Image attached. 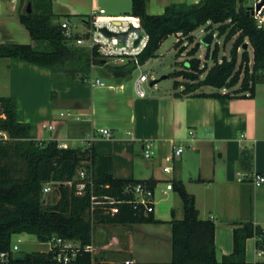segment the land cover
Segmentation results:
<instances>
[{"label":"trees","instance_id":"16d2710c","mask_svg":"<svg viewBox=\"0 0 264 264\" xmlns=\"http://www.w3.org/2000/svg\"><path fill=\"white\" fill-rule=\"evenodd\" d=\"M149 0H132L131 15L140 18L148 35V43L140 61L155 57L162 43L177 35L175 47L180 54L187 50L184 41L195 42L194 31L205 26L217 30L226 41L234 40L231 55L219 60V46L212 53L213 63L208 65L196 56L200 43L188 50V65L171 75L174 88L182 87L177 95L231 98L254 97L256 86L264 83V30L260 29L246 0H201L198 3H172L162 14L147 10ZM31 2L32 11L20 12L21 22L29 30L33 43L0 44V58H18L51 71L53 78L74 81L84 80L91 68L90 51L65 37L61 20L55 22L51 0H22ZM71 17L65 15L64 18ZM181 33L179 36L178 34ZM215 34V31L213 32ZM247 43V48L244 44ZM252 47L253 56L248 48ZM244 48L241 56L239 50ZM211 56L208 50L207 57ZM102 64V60H97ZM116 77H127L133 66L109 65ZM239 85V87H237ZM217 91L204 92L203 87ZM228 89L222 93L220 90ZM33 124L18 119L17 100L0 96V252L9 250L14 234L30 233L42 242L54 236L78 241L84 248L92 243L95 225H133L159 223L154 211L144 206L135 208L134 195L126 192L127 184L147 182L137 179L116 178L112 171V157L98 147L63 148L57 141H39L32 137ZM7 136V138L4 137ZM252 154L244 151L241 163L250 167ZM85 169L93 175V188L88 185L83 195L76 194L77 175ZM61 182L56 186L58 200L50 201L43 192L48 182ZM72 181L73 184H64ZM148 183V182H147ZM151 186V184H149ZM152 188V186H151ZM172 188L183 201L184 217L170 220L172 233V260L170 262H101L92 253L83 250L70 264H254L246 259V242L256 237L257 248L264 247V228L246 222L234 228L232 254L217 258L215 222L201 219L195 198L189 194L181 180H173ZM153 189V188H152ZM92 192L99 198L109 196L119 200V212L104 213L108 204L95 205L91 218ZM107 243V241H106ZM36 264L59 263L53 251L35 252ZM16 260L12 259L11 264Z\"/></svg>","mask_w":264,"mask_h":264},{"label":"crops","instance_id":"0c3cea01","mask_svg":"<svg viewBox=\"0 0 264 264\" xmlns=\"http://www.w3.org/2000/svg\"><path fill=\"white\" fill-rule=\"evenodd\" d=\"M51 1L55 22L65 15H70L71 21L73 16L88 19L100 8L114 17L131 16L132 0ZM199 1L149 0L147 10L162 14L172 3ZM26 6L22 0H0V44L33 43L19 18ZM105 71L115 84H105L100 77L95 78L104 85L64 81L53 78L45 67L18 58H0V96L17 100L18 119L33 124L34 139L55 140L59 147L87 148L85 141L92 136L93 145L111 155L116 178L151 184L154 214L161 220L157 224L171 226L169 221L174 217H184L183 201L169 187L173 180H181L195 198L199 217L215 222L218 259L232 254L235 227L252 222L264 228V184L255 186L251 179L255 172L264 174V83L256 86L254 97L214 98L177 95L182 87L155 86L153 81L145 96H139L134 83L126 81L131 73L116 77ZM201 91L217 90L206 86ZM43 124L54 128H44ZM101 129H109L111 135L103 136ZM43 130L51 134L47 136ZM77 141L81 144H72ZM149 143H153L152 154L146 157L143 149ZM176 144L185 145L180 155H175ZM244 151L252 154L250 167L241 163ZM144 235L161 239L159 232ZM256 241V237L247 239L246 259L264 264V253ZM116 243L120 247L121 240L112 233L105 247L114 257L107 262L120 255ZM122 259L137 261L132 254Z\"/></svg>","mask_w":264,"mask_h":264},{"label":"built area","instance_id":"2783aa9c","mask_svg":"<svg viewBox=\"0 0 264 264\" xmlns=\"http://www.w3.org/2000/svg\"><path fill=\"white\" fill-rule=\"evenodd\" d=\"M251 2L250 11L254 16L255 22L260 29L264 30V0H248ZM84 31H76L77 26L72 23L69 18L61 20V27L64 35L69 40H74L76 44L86 46L90 51V64L91 68L98 64L97 60H102L101 67L109 66L110 62L115 66L129 67L142 69L143 63L140 61V55L148 43V35L144 30L140 18L136 16H122L114 17L107 14L103 8L93 10L89 18L84 21ZM131 26L141 28V39L136 44V40L139 38V33L135 30H130ZM105 28L107 31L114 34L128 32L125 41H123L117 35H107L102 31ZM179 36L181 33L178 34ZM149 79L148 75L143 71L140 72L139 77L135 80V90L139 96H145L146 91L143 84ZM96 85H104V82L100 78H95L92 75L84 79ZM44 128L53 129V125L43 124ZM100 132L103 136H110L111 132L109 129H101ZM190 134H193L190 131ZM7 138L6 135H4ZM94 138L91 136L85 141L87 147L93 145ZM153 143H149L144 147V155L150 157L152 154ZM68 148V147H63ZM185 149L184 144H176L174 146L175 155H180ZM242 176V173H238ZM252 183L255 186H261L264 184V174L253 173L251 176ZM77 182L75 184L76 194L83 195L87 191L88 185L93 188L94 181L93 175L88 173L85 169H81L77 175ZM61 182H48L43 192L45 194L51 193L54 188L60 185ZM64 184L72 185V181L65 182ZM172 187V184L169 185ZM126 192H130L134 195L135 208L144 206L147 212L154 211V191L147 182L130 183L126 185ZM119 200L113 197L104 196L102 199L96 196L93 192L91 195V218L93 220V213L95 205L97 204H108L104 207V213L114 215L119 212L118 204ZM49 245L48 251H53L54 258L59 263H71L77 257L82 254V251H88L93 253L94 245L93 242L86 245L84 248L78 241L63 239L58 236H54L49 241L45 242ZM264 253V247L260 248ZM19 251L18 244H12L9 250L0 252V264H11L12 259L15 260V254ZM133 262V261H129ZM257 264H262L261 262Z\"/></svg>","mask_w":264,"mask_h":264},{"label":"rangeland","instance_id":"374dc122","mask_svg":"<svg viewBox=\"0 0 264 264\" xmlns=\"http://www.w3.org/2000/svg\"><path fill=\"white\" fill-rule=\"evenodd\" d=\"M245 5L247 7L251 6V2L246 0ZM24 9V8H23ZM131 13V11H128ZM72 23L77 26L76 31L83 32L84 31V20L87 18H82L81 16H73ZM215 31V35L212 41L207 44L204 41V38L209 34ZM207 30L205 26L198 28L194 31L195 42L190 44L188 41H184V46H187V50H184L180 54V49L175 47V43L179 40V38L173 34L170 35L161 45L159 50L157 51V55L145 63H143L142 69L135 68L132 70L131 75L126 79V81L134 83L135 80L139 77L140 72L143 71L149 77L148 81L143 84L145 91L150 87V83L159 80V82L154 85L166 86L170 84L173 86L175 80H182L181 78H175L171 74L180 69H184V66L188 65V59L190 56L188 55V50L195 46L198 42L200 43V47L196 56L201 58L203 62H207L210 66L213 63L212 53L216 48V45L219 46V60H222L224 56L227 58L231 55V50L233 47L234 40L226 41L225 36H219L217 30ZM208 50H210L211 56L208 58ZM244 48L239 50V56L242 55ZM249 54L253 56L252 47L248 48ZM109 65H113L111 62ZM108 70V68L106 67ZM89 76L100 77L105 84H115L112 76L109 75L107 71H105V67H101L100 64H96L93 66V69L90 68ZM166 76V78H162ZM153 85V86H154ZM239 87V85L237 86ZM45 134L48 136L51 134L50 131L46 132L43 130ZM73 145L78 146L81 143L79 141L72 142ZM173 195V193H171ZM50 201L58 200L59 194L57 192V188L47 195ZM158 197V196H157ZM174 198L175 195H173ZM180 204L182 207V201L180 197ZM170 202V201H169ZM170 203H173L170 202ZM174 204V203H173ZM176 208V207H175ZM154 232L161 233V239L152 238L149 236H145V233L152 234ZM114 233L116 237L121 240L120 247L117 245L115 248L120 250V255L117 260H113L112 262H129V260H123L122 258L129 257L130 254L134 255L138 262H170L172 260V243H171V226L169 223L157 224V223H139L133 225H95L94 231L92 235V242L94 245V251L92 253L93 258L97 261L107 262V260H111L114 256L109 254L111 251H106V241L111 237V234ZM12 244H18L19 251L26 253H34V252H45L48 251L49 245L45 242L40 241L36 235L30 233H19L14 234L12 237ZM119 257L122 259H119ZM12 264H36V263H28L26 261H15ZM55 264H70V263H55Z\"/></svg>","mask_w":264,"mask_h":264},{"label":"water","instance_id":"95a60500","mask_svg":"<svg viewBox=\"0 0 264 264\" xmlns=\"http://www.w3.org/2000/svg\"><path fill=\"white\" fill-rule=\"evenodd\" d=\"M32 11V7H31V2H29L27 4V12L31 13ZM130 30H135L137 31L140 35L139 38L136 40V44L140 41L142 35H141V28L140 27H133L131 26ZM102 31L104 33H106L107 35L111 36V35H117L118 37H120L123 41H125L128 32H124V33H117L114 34L112 32L107 31L105 28L102 29ZM214 33H209L205 38L204 41L209 44L213 37H214ZM244 48H247V43L244 44ZM162 78H166V76H163ZM122 78H119L118 81H120ZM156 82H158V80H155ZM39 258L38 254H36L35 252L33 253H26V252H18L15 254V260L16 261H37Z\"/></svg>","mask_w":264,"mask_h":264}]
</instances>
